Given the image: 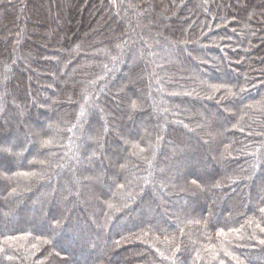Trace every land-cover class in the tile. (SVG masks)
Listing matches in <instances>:
<instances>
[{"label": "trees", "instance_id": "16d2710c", "mask_svg": "<svg viewBox=\"0 0 264 264\" xmlns=\"http://www.w3.org/2000/svg\"><path fill=\"white\" fill-rule=\"evenodd\" d=\"M264 0H0V264H264Z\"/></svg>", "mask_w": 264, "mask_h": 264}, {"label": "snow or ice", "instance_id": "6c2138e0", "mask_svg": "<svg viewBox=\"0 0 264 264\" xmlns=\"http://www.w3.org/2000/svg\"><path fill=\"white\" fill-rule=\"evenodd\" d=\"M261 243H264V241H261Z\"/></svg>", "mask_w": 264, "mask_h": 264}]
</instances>
